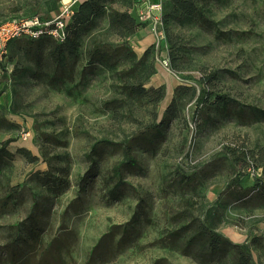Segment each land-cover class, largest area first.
Listing matches in <instances>:
<instances>
[{
	"label": "rangeland",
	"instance_id": "rangeland-1",
	"mask_svg": "<svg viewBox=\"0 0 264 264\" xmlns=\"http://www.w3.org/2000/svg\"><path fill=\"white\" fill-rule=\"evenodd\" d=\"M55 3L60 9L61 2L55 0H0V23L32 13L45 16ZM105 4L128 9L141 23L136 32L121 39L108 29L107 17H99L82 36L79 56L66 58L58 67L47 49L41 68L24 56L23 42L0 49V146L11 139L9 151L23 148L34 157L15 154L0 164V196L15 187L24 197L15 212L0 217V247L13 240L7 228L27 216L35 195L44 209L39 222L42 246L55 240L62 264H85L113 225L119 227L93 264H230V257L206 260L196 250L185 253V237L169 236L183 223L175 217L184 208L200 217L208 209L217 211L221 218L216 231L233 243L249 244L252 263L264 264V155L258 154L259 148L264 150V0H210L207 26L174 20L155 24L130 0ZM168 36L181 42L175 67L168 61ZM92 39L121 46L115 65L87 64L83 52ZM16 66L40 76L17 78ZM132 67L140 76L152 70L144 85H162L164 98L157 104L129 98L123 107L106 106L110 99L125 97L120 85L130 76L122 71ZM210 72L218 76L216 90L227 95L230 112L212 111V121L203 126L194 114L196 97L185 95L182 117L156 148L136 147L139 168L126 174L133 190H126L119 201L108 198L109 173L121 159L111 148L98 160L97 174L82 184L89 167L86 156L96 140L120 141L158 122L177 87H194L198 95L199 79ZM23 133H28L25 139ZM227 146L247 152L237 168L225 153ZM178 170L204 176L186 187L177 181ZM255 178L261 184L254 185ZM228 184L255 189L245 199L231 201L224 198ZM256 238L260 244L252 243ZM14 249L16 262H9L3 251L6 260L1 264H37L24 249Z\"/></svg>",
	"mask_w": 264,
	"mask_h": 264
},
{
	"label": "trees",
	"instance_id": "trees-1",
	"mask_svg": "<svg viewBox=\"0 0 264 264\" xmlns=\"http://www.w3.org/2000/svg\"><path fill=\"white\" fill-rule=\"evenodd\" d=\"M56 2L60 0H55ZM105 1L107 0H82L74 8L72 16L66 23V36L63 41H56L49 36H42L38 39L18 38L13 42H23V54L26 57L37 60L38 68H41V56L44 50L47 49V55L51 58L56 67L63 64L66 58H77L80 54L81 38L83 35L91 32L99 17L106 16L108 19V29L116 33L121 39H126L133 35L138 29L139 23L136 18L128 11V9L107 8ZM133 2V0H130ZM210 0H164L162 3L161 21L164 25L170 20H174L180 24L199 22L204 25H209L210 20L206 15L207 5ZM134 3V2H133ZM54 10V11H53ZM59 9L56 3L53 4L47 11L45 16L38 13H32V16L39 15L43 19L50 17L51 12L57 13ZM179 37H167L168 44V61L171 67L176 66L179 59L176 51L181 47ZM127 48V47H126ZM44 49V50H43ZM128 50V48H127ZM148 50V49H147ZM122 52L121 46H113L110 43L101 39H92L90 45L83 52L88 65L93 63L102 66L112 67L115 65V57ZM149 51H146L142 57L144 58ZM128 53L133 55V51L128 50ZM153 73L152 70L147 72V75L140 76L135 67L122 71V74L130 76V79L120 85V92L125 95L124 98L110 99L105 105L112 107H123L127 104V99H143L146 102L157 104L164 98L165 90L162 85L157 87H146L145 80ZM13 74H17V78H25L28 76L39 77V71L31 70L28 67L17 66L13 70ZM52 79V78H51ZM218 76L215 73L202 74L199 79L201 88L197 95L194 87L180 85L175 90V95L166 106L161 119L158 122L147 124L143 128H139L131 135L124 137L120 141H112L106 138L96 140L92 146L90 153L87 154L89 162L88 170L85 176L81 179L82 184L86 183L89 178L94 177L97 172L98 160L102 158L103 151L107 148L119 151L121 159L111 168L109 173V181L112 185L107 190L108 198L112 201H119L125 191L132 189L131 185L126 180V174L131 173L139 168V163L134 156L136 147L144 150H153L157 143L164 137V132L177 119L182 117L184 103L182 97H196V105L194 109L195 116H200L203 126L209 124L213 117L211 112L224 113L230 112L229 99L224 93H219L216 90ZM11 139L5 140L0 146V164L14 158L15 154L28 157L33 160L34 157L23 149L11 152L7 146ZM225 153L231 159V166L237 168L245 158L247 152L245 149H235L227 146ZM258 154L263 157L264 150L259 148ZM263 160V159H261ZM177 181L186 186L192 187L197 181L201 180L203 172L192 173L185 175L181 171H177ZM241 173H238V175ZM237 182V180H236ZM261 184L258 178L254 179V185ZM56 188V187H53ZM255 187H239L236 184H228L224 191V198L231 201H241L245 199L248 193ZM133 190V189H132ZM24 202V197L19 189L10 187L8 191L0 196V217L5 214L15 212ZM44 213L41 201L37 200L36 196H32L30 210L27 216L15 224L9 225V233L13 234V240L0 247V264L5 262L3 251L9 262H16L15 247L22 248L36 261L37 264H62L60 257L61 247L55 240L50 241L46 246H42L41 231L39 222L41 215ZM175 217L177 221L183 222L179 228L169 232L171 238L178 239L180 236L185 237L184 252L189 253L191 250H196L197 255L206 259L227 258L230 257V264H253L250 253V245L247 243H233L227 237L216 231V224L220 220L217 211L208 209L203 212L202 217L194 214L188 208H184L177 212ZM174 218V219H175ZM119 225H113L109 231L103 234L94 245L92 252L85 264H93L95 256L101 251L105 242L112 240L113 229ZM125 229V227H124ZM252 243L260 244L259 239H253Z\"/></svg>",
	"mask_w": 264,
	"mask_h": 264
},
{
	"label": "built area",
	"instance_id": "built-area-1",
	"mask_svg": "<svg viewBox=\"0 0 264 264\" xmlns=\"http://www.w3.org/2000/svg\"><path fill=\"white\" fill-rule=\"evenodd\" d=\"M82 0H60L61 7L57 13L51 12L49 18L39 15L9 18L0 23V49L6 50L9 42L18 38L38 39L49 36L56 41H63L66 36L65 26ZM134 7L148 20L161 24L162 5L159 0H133ZM155 13H159L156 15ZM28 133H23L25 139Z\"/></svg>",
	"mask_w": 264,
	"mask_h": 264
}]
</instances>
